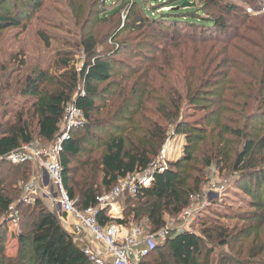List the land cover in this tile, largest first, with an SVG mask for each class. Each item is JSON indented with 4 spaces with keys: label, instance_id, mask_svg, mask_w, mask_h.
Segmentation results:
<instances>
[{
    "label": "trees",
    "instance_id": "obj_1",
    "mask_svg": "<svg viewBox=\"0 0 264 264\" xmlns=\"http://www.w3.org/2000/svg\"><path fill=\"white\" fill-rule=\"evenodd\" d=\"M237 1H221L224 13H240L247 21L264 19V13L255 14L263 8L258 10L249 0ZM42 2L25 0L20 4L16 1L9 4L8 0H0V33L20 27V19L26 15L29 18ZM152 2L155 6L167 3L165 7L172 12L157 13L158 9L150 8ZM184 3L190 4V0H133L130 5L125 4V8L129 10L132 5L136 8L139 13V16L135 15L136 20L139 19L141 25L143 16L147 26L159 22H166L165 25L172 29L179 23L193 26L200 39L208 37L209 33L216 36L223 32L221 18L212 20L200 16L201 10L197 7L175 11ZM257 41L258 46L245 60L260 72L257 74L251 69L250 74L238 72L239 78L225 76L224 83L215 85L228 94L219 95L212 102L215 109L209 112L208 119L192 123L178 124V121L186 106L200 108V89L210 86L209 80L204 79L209 77L212 65L213 71L219 66H214L219 56L212 52L199 63L190 67L186 64L187 70L181 74L170 73L171 79L179 82L181 88L164 74L161 78L165 85H147L160 74L158 69H173L166 58L158 68L149 63V71L155 72L150 79H141L137 72L111 82L113 67L97 53L93 38L81 42L88 62L80 70L70 68L71 55L63 53L59 66L64 69L62 73L55 75L48 70H39L27 76L21 94L31 98L32 103L28 108L12 113L10 119L0 121V264H90L81 245L64 229L48 203L38 195L28 200L22 196L20 184L27 181L31 163L12 164L6 160L10 153L35 139L43 145L52 144L60 135L69 105L81 114L83 122L73 129L69 139L63 141L59 164L63 187L80 210L96 207L98 198L111 192L128 176L146 172L159 157L169 125L174 127L177 135L186 138L183 160L163 171L153 170L150 185L138 187L134 195L128 197L129 205L125 207L122 219H110L108 208L102 209L97 215L101 225L131 226V222L140 224L145 220L143 227L147 233L164 230L166 217L177 218L200 190V177L193 176L195 152L206 158V167L216 163L222 170L238 174L241 192L253 196L250 201L253 211L243 218L248 226L240 230L241 234L233 236L232 233L237 231L235 228L226 230L221 225L203 227L199 234L191 229L168 231L165 240L155 244L140 264H264V261L260 262L264 253V231L260 233L264 229V195L260 191L264 185V49L261 50L264 32ZM229 49L230 46L222 45L223 51ZM224 55L220 57L228 61ZM225 65L233 71V66ZM166 66L170 68L166 69ZM234 70L240 71V67ZM104 83L105 88L99 90ZM105 96L109 100H104ZM150 102L153 103L151 108L146 106ZM145 112L149 116H143ZM256 121L261 124L254 123ZM9 223H16L20 228L13 236L16 249L11 255H7L4 248ZM241 240L246 244L238 250L237 257L220 254L215 263L212 262L215 256L212 247L230 250Z\"/></svg>",
    "mask_w": 264,
    "mask_h": 264
},
{
    "label": "rangeland",
    "instance_id": "obj_2",
    "mask_svg": "<svg viewBox=\"0 0 264 264\" xmlns=\"http://www.w3.org/2000/svg\"><path fill=\"white\" fill-rule=\"evenodd\" d=\"M14 1L20 4L25 0H8V3L12 4ZM132 1L107 0L105 3V0H43L41 7L35 10L29 18L26 15L20 19V27L9 28L0 33V121L10 119L12 113L28 108L32 103L31 98L21 94L27 76L36 74L39 70H48L55 75L64 71V69H59L60 60L64 58L63 53L71 55L70 68L80 70L88 62L81 42H86L92 38L96 40L97 53L101 58L108 60L113 67L111 82L118 81L120 76H128L137 72L141 79H150L152 74L155 75V72H150L149 68L151 66H157L158 68L163 59L166 58L171 61L172 66H174L173 69L169 71L164 68L158 69L160 74L154 78L155 81H149L147 85L153 87L164 84L165 82L161 78V75L164 74L167 78H170L171 83L181 88L179 82L171 79L170 73L177 72L181 74L187 70L186 64L190 67L199 63L204 57L208 56V53L212 52L218 55L219 58L214 62V66L219 65L216 67V69H219H215L214 72L213 65L211 66L212 70L209 77L204 79L209 80L210 86L200 89L202 90L198 95L200 108L193 109L186 106L184 112L180 114L178 124L181 122L192 123L198 119L206 120L210 117L209 112L215 109L212 102L219 95L226 96L228 94L219 90V86L215 85L219 82L224 83L225 76L233 75L236 76L235 78H239L238 72L244 74L248 72L250 74L251 69L257 74L260 72L256 67L250 65L245 57L252 55L254 47L258 46L256 40L264 32V19L247 21L240 13L225 14L222 10L223 4L221 1L238 3L237 0H213V2L190 0V6L183 7V5H180L175 9V11H184L187 8L197 7L201 10L200 16L212 20L221 18L224 25L223 32L216 36L209 33L207 34L208 37L204 39H200V34H196L195 27L186 24L179 23L176 29L168 28L165 25L166 22L147 26L144 24V22L147 23L146 18L141 16L144 26L141 25L140 20H136L137 16L135 15L139 16L136 8L133 5L130 6L129 10L125 8V4L130 5ZM249 1H252L258 10L259 8L264 9V0ZM152 3L150 8L158 9L157 13L172 12L168 7H165L168 6L167 3H161L159 6H155V2ZM122 6L124 7L122 8ZM148 10L146 9L147 12ZM259 13H263V11L255 12V14ZM109 14L113 15L109 16ZM156 16L157 14H155ZM98 18L101 20H98ZM203 42L209 44L202 45ZM213 42L216 43L213 44ZM222 45H228L230 49L223 51ZM262 49H264V45L261 46ZM221 54H226L224 56L228 58V61L220 57ZM213 56L211 55L210 58H213ZM150 62H152L151 66L149 65ZM225 64L233 66V71L230 72V67ZM236 67H240V71L234 70ZM167 68L170 67L166 66ZM119 82L121 83L122 80ZM249 82L248 80L247 83ZM130 83L132 82L130 81ZM105 86L106 83L100 85L99 90H103ZM136 92L137 95L140 94L139 90ZM103 98L109 100L107 96ZM152 105L153 103L150 102L146 106L151 108ZM142 115L149 116L146 112ZM261 121L254 123L260 125ZM82 122L81 114L77 113L70 105L61 123L60 136L66 135V139H69L73 129L78 128V124ZM33 143L41 147L51 145H43L39 139H35ZM186 147V138L177 135L174 127L169 125L159 157L153 161L149 169H166L171 164L182 161ZM193 158V176L200 177L201 187L198 194L190 202L193 210L190 231L199 234L200 229L203 227L207 226L206 228H209L221 225L226 230L235 228L237 230L235 233L230 232L233 236L241 234L239 233L240 230L248 226L243 218L253 211L250 205L253 196L249 197L241 192L239 189L241 178L238 177V174L231 170H222V166H218L216 163L206 167V158L201 157L196 152ZM144 174L146 172H143ZM27 175V181L20 185L23 188L22 196L28 200L34 196L26 190L27 186L32 181L34 182L36 176V168L32 163ZM124 182L120 181L115 187L117 192L112 198L113 202L111 201L114 204L113 207H116L115 212L120 214L122 218L124 217L125 207L129 205L128 197L131 196L130 186L132 180ZM212 188L218 190L221 195L209 208L203 205L202 197L206 190ZM260 191L264 195V185L261 186ZM107 208L108 210L111 209L110 206ZM13 217L17 218L16 216ZM131 224L136 225L137 223L131 222ZM177 224V218L166 217L164 230H176L178 228ZM137 225L143 227L145 220ZM19 229V225L16 223H9L8 225L4 243L7 255L15 252L16 241L13 236L19 232ZM262 231L264 229L260 230L261 234ZM243 244H246V242L241 240L234 244V248L230 250L227 247H212L215 250L212 262L215 263L217 256L220 254L237 257L238 250L242 248ZM263 261L264 253L260 256V262Z\"/></svg>",
    "mask_w": 264,
    "mask_h": 264
},
{
    "label": "built area",
    "instance_id": "obj_3",
    "mask_svg": "<svg viewBox=\"0 0 264 264\" xmlns=\"http://www.w3.org/2000/svg\"><path fill=\"white\" fill-rule=\"evenodd\" d=\"M262 11L264 13V9ZM74 110L79 113L75 108ZM60 135L59 138L57 137V141L47 147H41L33 142L22 145L10 153L6 160L12 164L32 163L36 168V176L34 182L32 181L26 190L44 199L50 209L56 213L62 226L69 230L68 232L73 237L79 236L83 241H86L82 250L90 264H140L155 244L165 240V236L170 230L147 233L143 227L137 225L124 226L113 223L101 225L97 221V215L108 206L111 208L107 211V216L110 219H122V216L115 212L114 204H112V198L116 195L117 188L98 198L96 207L82 210L76 208L62 184L59 153L63 139H67L66 135ZM163 169L159 168L158 170L163 171ZM152 171L149 169L144 175L136 173L122 180L125 182L132 180L131 195H134L138 187L150 185ZM220 195L216 189L206 190L202 197L203 205L208 207L213 201L218 200ZM193 199L194 197L191 198V201ZM192 214L193 210L189 205L178 215L177 229L189 231ZM63 223L67 226H64Z\"/></svg>",
    "mask_w": 264,
    "mask_h": 264
},
{
    "label": "crops",
    "instance_id": "obj_4",
    "mask_svg": "<svg viewBox=\"0 0 264 264\" xmlns=\"http://www.w3.org/2000/svg\"><path fill=\"white\" fill-rule=\"evenodd\" d=\"M115 209H116V207H115ZM63 225H64V226H67V225H65L64 223H63ZM64 229L67 230L66 228H64ZM67 231H69V230H67ZM87 235H88V234H87ZM75 240L77 241V243H79V245H81L82 248L85 246V242H86V241H83V239H82L81 237H79V236H75Z\"/></svg>",
    "mask_w": 264,
    "mask_h": 264
},
{
    "label": "water",
    "instance_id": "obj_5",
    "mask_svg": "<svg viewBox=\"0 0 264 264\" xmlns=\"http://www.w3.org/2000/svg\"><path fill=\"white\" fill-rule=\"evenodd\" d=\"M191 4H187V3H184L183 4V7H185V6H190Z\"/></svg>",
    "mask_w": 264,
    "mask_h": 264
}]
</instances>
